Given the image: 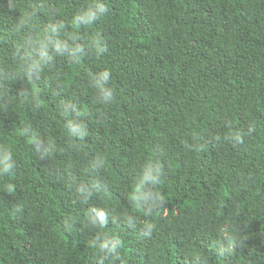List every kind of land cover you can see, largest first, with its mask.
Wrapping results in <instances>:
<instances>
[{
	"label": "trees",
	"instance_id": "1",
	"mask_svg": "<svg viewBox=\"0 0 264 264\" xmlns=\"http://www.w3.org/2000/svg\"><path fill=\"white\" fill-rule=\"evenodd\" d=\"M106 2L108 15L91 29L102 34L103 57L89 55L78 64L58 58L36 84L41 107L29 99L0 109V143L14 146L19 161L16 175L4 182L14 191L0 184V264H98L92 233L79 220L64 227L68 215L87 212L68 174L82 172L85 151L102 152L107 163L97 175L105 183L90 203L127 210V163L159 157L160 147L167 150L168 171L154 238L113 226L125 241L127 264H183L180 251L189 245L209 249V264H264V0ZM6 3L0 0V13L7 14ZM21 3L46 6L37 17L42 30L48 7L70 20L86 0ZM17 39L0 19V64L11 61ZM103 67L112 70L117 94L107 106L95 103L86 78L87 70ZM73 95L93 113L85 148L37 159L20 134L24 123L63 145L59 108ZM225 119L245 130L251 122L256 131L239 146L216 142ZM225 221L242 241L231 257L212 250Z\"/></svg>",
	"mask_w": 264,
	"mask_h": 264
},
{
	"label": "clouds",
	"instance_id": "2",
	"mask_svg": "<svg viewBox=\"0 0 264 264\" xmlns=\"http://www.w3.org/2000/svg\"><path fill=\"white\" fill-rule=\"evenodd\" d=\"M6 5L7 14L0 13V19L4 20L7 30L18 39L11 53V61L0 64V109L8 107L15 100L24 103L29 99L36 107H41L36 84L42 80L46 70L51 71L55 67L58 58L78 64L89 55L100 58L106 52L102 34L91 31L94 25L108 15L106 0H86L84 5L73 11L70 20L58 18V10L48 7L49 22L42 30L37 17L46 7L43 3L24 4L21 0H7ZM86 78L88 86L95 90V103L107 106L116 101L110 68L103 67L98 71L89 69ZM14 84L18 85L15 98L12 96ZM59 112L65 136L63 145L31 123L25 122L21 130L20 134L25 137L30 151L41 161L54 160L57 155L68 151L80 152L85 148V141L89 137L87 120L93 113L84 109L77 95L63 100ZM224 128L226 131L216 136V142L223 140L237 146L242 145L246 136L256 131L251 122L246 130L237 129L228 119L224 120ZM200 147L203 149V145ZM156 151L159 157L140 158L126 165L131 177L124 189L127 210L112 204L90 203L105 183L97 175L107 163L102 152L85 151L82 172L68 174L67 183L75 192L76 201L87 206V212L83 218L68 215L64 227L70 230L79 220L92 233L89 247L94 250L98 264H127L125 241L120 231L113 226L138 232L145 241L154 238L157 231L154 213L164 206L165 196L160 186L168 171L164 163L167 150L160 147ZM18 167L14 146L0 143V184H4V190L8 193L13 192L14 188L11 183L4 182L16 175ZM214 239L212 250L220 257H231L234 250L242 245L237 229L228 221L217 226ZM208 243L211 245L212 240L209 239ZM208 250L197 245L187 246L180 251L183 264H209L206 255Z\"/></svg>",
	"mask_w": 264,
	"mask_h": 264
}]
</instances>
